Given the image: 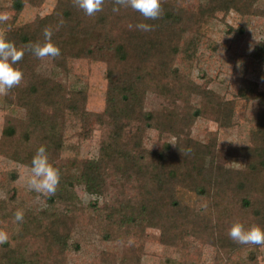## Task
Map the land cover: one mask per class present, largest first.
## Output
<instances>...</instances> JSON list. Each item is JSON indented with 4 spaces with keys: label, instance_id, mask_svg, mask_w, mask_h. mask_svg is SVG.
<instances>
[{
    "label": "trees",
    "instance_id": "obj_1",
    "mask_svg": "<svg viewBox=\"0 0 264 264\" xmlns=\"http://www.w3.org/2000/svg\"><path fill=\"white\" fill-rule=\"evenodd\" d=\"M258 1L161 0V15L152 20L116 0H104L102 10L93 16L75 0H57L51 12L18 24L26 4L39 6L42 0H11L6 9L13 15L0 21V28L24 50L18 62L23 75L4 95L6 101L23 107L25 116L6 117L0 151L31 167L43 144L49 161L60 170V181L54 195L43 194L46 206L39 211L18 204L14 194L2 200L0 233L7 239L0 242V264H60L82 248V238L75 235L90 228L101 234V240L123 244L119 254L102 252L103 264H141L149 229L159 231L162 245L179 249L182 264H199L191 241L213 247L218 264H259L263 245L237 243L228 231L235 221L245 228L264 227V39L249 53L259 70L257 77L242 76L232 97L209 87V76L202 83L192 77L204 27L219 14L225 20L232 11L264 19ZM139 22L153 27L137 29ZM45 27L52 29V40L60 48L58 57H48L54 66L68 71L71 61L80 58L105 62L102 110L88 109L84 89L38 71L42 59L30 45L43 42ZM151 92L169 103L147 109ZM70 114L80 121L81 138H90L100 128L98 153L57 163L67 145ZM199 118L217 123L203 139L193 134ZM245 121L248 143L229 144L224 154L244 158V165H225L218 148L220 131L239 128ZM148 129L158 131L161 143L156 148L145 145ZM6 177L8 194L15 190L18 170H10ZM79 185L91 196L85 205L78 201ZM17 209L23 210L22 221L14 220Z\"/></svg>",
    "mask_w": 264,
    "mask_h": 264
},
{
    "label": "rangeland",
    "instance_id": "obj_2",
    "mask_svg": "<svg viewBox=\"0 0 264 264\" xmlns=\"http://www.w3.org/2000/svg\"><path fill=\"white\" fill-rule=\"evenodd\" d=\"M10 2L11 0H0V15L7 17L13 15L12 10L6 9ZM56 2L57 0H42L39 6L28 3L19 14L16 22L18 24L26 23L33 20L36 15L49 13ZM256 5L264 7V0H259ZM223 18V14H219L216 20L204 27L205 37L199 49L200 58L193 68L192 77L195 81L202 83L204 76L207 75L211 78L209 87L232 97V92L239 85L242 76L257 77L259 73L258 68L250 61L249 53L258 40L264 39V19L260 17H242L234 11L227 14L225 20ZM0 32L3 33L2 28H0ZM208 39L211 40V45L207 43ZM38 71L67 83L71 88L84 89L88 94V109L97 111L103 109L107 84L105 62L88 61L80 58L71 61L67 71L54 66L51 58L46 57L42 59ZM262 78H264V75ZM167 103L169 102L166 98L151 92L147 95L146 108L162 109ZM252 107L251 105L249 109L251 110ZM44 110L48 111L47 108ZM249 113L251 114L250 111ZM24 116L25 109L23 107L6 101L4 93H0V139L6 117H12L15 120L24 118ZM67 119V129L65 131L67 145L60 156L55 159L56 162L59 163L61 159L74 156L83 158L97 155L99 141L102 136L100 128L96 127L93 135L88 139H84L78 134L82 129L79 119L71 114L67 116ZM248 128L249 123L245 121L239 128L220 131L218 148L223 158L221 161L225 165L234 167L244 165V158L226 157L224 154L229 144L248 143ZM216 129L217 123L215 121L199 118L193 127V134L203 139L205 132ZM164 139L172 143L175 142V138L171 135H164ZM144 142L148 148H156L160 145L161 140L158 131L148 129L144 135ZM212 162L213 159L209 158L208 163ZM15 169L18 170V177L13 182L15 190L6 194L7 188L4 185L7 179L6 175L10 170ZM31 174V167L13 161L7 157L4 151H0V203L11 196L10 194H14L16 202L24 204V207L33 206L34 211L44 208L46 203L43 194L30 190L28 187L27 181ZM76 191L79 195V203L85 205L91 196L84 192L82 185H79ZM148 232L147 240L141 252V264H182L179 249L162 245L159 242V231L157 229H149ZM75 236L77 239L82 238V248L78 253L73 252L67 255L60 264H103L106 256L102 252L112 251L119 254L123 249L121 242L101 240V234L91 228L88 231L86 229L82 230ZM189 246L199 254V264H218L215 261L216 252L213 247L201 246L196 241H191ZM258 261L259 264H264V245L258 253Z\"/></svg>",
    "mask_w": 264,
    "mask_h": 264
},
{
    "label": "clouds",
    "instance_id": "obj_3",
    "mask_svg": "<svg viewBox=\"0 0 264 264\" xmlns=\"http://www.w3.org/2000/svg\"><path fill=\"white\" fill-rule=\"evenodd\" d=\"M75 3L86 15L93 16L102 10L104 0H75ZM116 3L138 11L146 19H157L162 11L161 0H116ZM113 11H119V9L113 7ZM7 19V16L0 15V21ZM60 23H63V21L61 20ZM132 27L130 24L129 28ZM135 27L150 31L153 26L139 22ZM52 35V29L45 27L43 30V42H36L30 45L31 51L37 58H54L60 55V48L52 40ZM23 54L24 50L22 48L0 32V93L7 92L21 82L23 73L18 66V62L22 59ZM31 173L27 181L30 190H35L44 195L55 194L60 181V170L49 161L46 146L43 144L37 148L32 158ZM23 219V210L17 209L14 213V220L22 221ZM228 235L233 241L240 244L264 245V227L256 224L245 228L240 221H235L231 225ZM6 239L7 235L0 233V242Z\"/></svg>",
    "mask_w": 264,
    "mask_h": 264
}]
</instances>
